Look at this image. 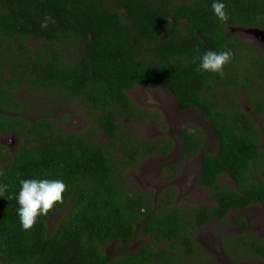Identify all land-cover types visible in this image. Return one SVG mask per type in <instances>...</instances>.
I'll list each match as a JSON object with an SVG mask.
<instances>
[{
    "label": "trees",
    "instance_id": "obj_1",
    "mask_svg": "<svg viewBox=\"0 0 264 264\" xmlns=\"http://www.w3.org/2000/svg\"><path fill=\"white\" fill-rule=\"evenodd\" d=\"M224 2L229 19L222 23L212 0H0V136L19 140L14 153L0 145V184L8 186L0 196V264H191L195 228L232 209L264 208V52L228 31L264 29V0ZM28 39L42 44L33 50ZM67 46L81 49L76 60L63 55ZM229 49L223 76L198 70L206 51ZM137 85L164 87L181 109L199 111L218 149L211 151L192 124L175 139H146L126 128L151 119L165 125L160 111L134 103L127 91ZM21 88L29 99L15 96ZM54 90L91 112L87 131L65 129L46 111L54 99L44 93ZM175 142L183 157L200 152L198 184L210 188L216 204L182 208L162 203L161 195L156 204L130 184L131 167L166 155ZM223 173L238 190L217 183ZM21 178L67 185L63 202L30 230L18 216ZM139 232L156 243L107 254L109 245L127 244ZM248 252L264 261V239Z\"/></svg>",
    "mask_w": 264,
    "mask_h": 264
},
{
    "label": "rangeland",
    "instance_id": "obj_2",
    "mask_svg": "<svg viewBox=\"0 0 264 264\" xmlns=\"http://www.w3.org/2000/svg\"><path fill=\"white\" fill-rule=\"evenodd\" d=\"M229 33L237 35L244 39H247L249 42L259 46L263 52L264 47L259 43L255 37L247 34L242 27H229ZM42 44V41L29 40L28 45L33 49ZM73 52V54H72ZM81 52V49L74 50L73 47L67 46L63 48V55L68 60H76ZM134 103L140 107H145L146 109H151L152 111H160L163 115L165 125L157 122L154 119L148 120L146 122H137L133 124L127 122L126 128L137 132L141 137L143 136L146 139H152L154 137L168 136L176 137L179 130L188 124H192L194 127L200 129L204 134L207 135L209 140L212 142L214 140V135L212 130L206 120H204L197 110H183L181 109L177 102L175 101L173 94L168 91L166 88L161 86H143L137 85L134 88L127 91ZM48 98L54 99L48 102L47 112H53V115L56 119H60L63 122L62 127L72 130L76 133H83L87 131L92 125L91 112L87 108L81 107L79 100H63L61 96L58 97L57 91H51L44 93ZM15 96L19 99H29L31 96L26 88H21L15 92ZM151 99V102H149ZM245 107L252 112L248 104L244 103ZM256 118V115H254ZM259 123L260 119L258 118ZM260 125V124H259ZM262 130V125H260ZM13 136V137H12ZM16 137V136H15ZM14 135H8L3 138L5 144L8 145V141L13 139L15 143L9 147L11 151L17 150V139ZM97 140L105 142L106 139L102 134H98L96 137ZM261 145L264 150V134L261 140ZM216 146L214 143L212 147ZM215 151V150H213ZM178 159V152L176 149L173 151L171 158H148L145 159L138 166L131 169L129 172L130 184L135 189H144V190H156L163 186V176H162V167L170 164H176ZM200 156L194 155L186 161L178 162V171L179 174L177 179L172 182L169 187L176 189L179 192L177 196L178 204L185 207H192L202 202H208V197H206L205 190L200 189L197 185V174L200 171ZM223 178H225L223 176ZM227 182L228 186H233L229 180L222 179L220 181ZM232 215L227 219V221H221L220 223L215 222L217 232L221 237L226 238L229 236H234L236 234H241L247 232L253 234L254 238L264 239V208L259 204H254L252 207L243 210V211H234ZM240 215L248 216L249 225L247 230H242L241 226L232 222L233 218H237ZM59 214L54 213L50 219V231L52 232L55 229L56 224L59 220ZM241 222V221H239ZM208 234H205V231H201L198 235L199 243L204 242L202 245L205 248V251L211 254H215L218 258L217 253L220 252L214 246H212L210 239L207 237ZM237 236V235H236ZM146 237L140 235L138 238L139 241L145 240ZM208 246H207V245ZM116 247V244H115ZM117 250L113 247L111 252H116ZM240 252V253H237ZM245 252V253H244ZM230 256L224 258L220 255L217 260V264H264L263 260L258 259L254 254L248 252L247 248H244L240 251L229 252ZM207 264V263H205ZM210 264V263H208ZM212 264V262H211Z\"/></svg>",
    "mask_w": 264,
    "mask_h": 264
},
{
    "label": "flooded vegetation",
    "instance_id": "obj_3",
    "mask_svg": "<svg viewBox=\"0 0 264 264\" xmlns=\"http://www.w3.org/2000/svg\"><path fill=\"white\" fill-rule=\"evenodd\" d=\"M7 136H8L7 134H2L0 136V145L7 146V147L9 145V147H10V146L13 145L12 143H15V141L13 139H10L7 142L8 145L5 144L4 141H3V138L7 137ZM15 136L16 135L14 134V137ZM166 136H168V135L166 134ZM15 138L17 139V144H18L19 140H18L17 136ZM175 138L176 137H174V139ZM214 140H215V142L214 141H212V142L210 141L209 142V149L211 151H213V150L216 151V149H218V144H217V140L215 139V137H214ZM213 143L216 146L212 147ZM261 147H262V145H261ZM17 148H18V146H17ZM175 149H176V152H178L177 163L176 164L172 163L170 165H166V166L162 167V176H163V182H164L163 186L160 187V188H157L153 192H152V190H144V189H139V188L137 190L141 191V192H145V193L151 195V197H154L153 202H155L156 204H157V200L156 199H157L158 195H161V202L162 203H165L167 201V202H171L170 204H172V205H175V206H178V207L180 206V207L184 208L185 206H181L180 204L177 203L178 202L177 196L179 195V192L176 189H173V188L169 187L168 185H170L172 182H174L177 179V176L179 174V171H178V162L179 161H186L190 157H192L194 155H198V156H200V167H201L200 171H201L202 166H201V154H200V152H198L196 154H188L187 157H183L182 154H181V151H180L178 143L175 142V147L173 148V150L168 152L166 155H153L152 154V155L146 157L145 159H148V158H151V157H154V158H163V157L168 158L169 157V158H171L172 155H173V151ZM12 152L14 153L15 151H12ZM138 165H136V166H138ZM136 166L131 167L129 172L131 171V169H133ZM174 169H175L176 172L174 171ZM200 171L197 174L196 182H197V185L200 187V189L205 190L206 197H208V202H202L201 204L206 205L208 207H211L212 205L216 204V200H215V197L211 194L209 187L201 186V185L198 184V176L200 174ZM223 176L227 180H229L231 183H233V186H228L227 182H224V180L220 181L222 179H225V178H223ZM217 183H220L226 189L234 190V191L238 190V186H239V184L235 180L230 178L228 176V174H226V173L220 174L217 177ZM255 204H259V203H255ZM199 205L200 204H198L196 206H199ZM253 205H251V206H249L247 208L229 210V212L226 215V217H224V218H219V217L212 218L209 222L205 223L204 225H201V226L197 227V229L195 228L194 231H197L196 232V241H195V244H194L195 251L192 254L194 258L192 257V259L190 260L191 261L190 263L191 264H205V263H207V264L210 263L211 264V262H212V264H217V260L220 257V255L223 256L224 258H227L228 256H230L229 252L234 251V249H235V251H240V250H242L244 248L249 249L251 247V243L255 241V238H254L253 234H250V232H249V234L247 232H244V233H241V234H236L237 236L236 235L229 236V237H226V238L223 239V237H221L220 234L217 232L214 223L215 222L220 223L221 221H223V222L227 221V219L232 215L231 214L232 212H234V211H243V210H246V209L252 207ZM259 205H261V204H259ZM192 207H194V206H192ZM185 208H190V207H185ZM243 220L247 221V226H243L242 225ZM239 221H241V222H239ZM232 222L235 223V224L240 225L241 229L244 230V231L248 229L249 220H248V216H246V215H240L237 218H233ZM201 231H205L206 235L208 234L207 237L210 239L212 246H214L220 252V255H219V253H217L218 258H217V256L215 254H211V253H208L207 251H205V248L202 245L204 240H203L202 243H199L198 235H199V233ZM140 235L146 237L145 240L139 241L138 238L140 237ZM149 239H150L149 236H145V235H143L142 233L139 232L135 236V238L133 240H131L129 243H127V244H123V243L119 244L117 241H115L113 244L109 245L107 247V249H108L107 250V254L110 255V256H113L112 254H117L118 253V255H119V254H122L123 252H127L129 254L134 253L142 245H146L148 243H150V244H155L156 243L155 240H153L151 242ZM115 244H116V247H115ZM113 247L117 250L116 252H111V249ZM159 248H161V245L158 246V249ZM156 264H167V262H166V260H164V261L156 263Z\"/></svg>",
    "mask_w": 264,
    "mask_h": 264
},
{
    "label": "clouds",
    "instance_id": "obj_4",
    "mask_svg": "<svg viewBox=\"0 0 264 264\" xmlns=\"http://www.w3.org/2000/svg\"><path fill=\"white\" fill-rule=\"evenodd\" d=\"M211 10L222 23L227 22L229 19L224 0H212ZM42 26L47 27V23H42ZM232 57L233 53L230 49L206 51L199 58L198 70L223 76L225 66L231 61ZM149 102H151V99H149ZM19 183L20 190L16 196L20 206L18 208V216L25 230H30L37 222L38 217L47 216L54 205L62 203L64 193L67 190V185L62 179L21 178ZM7 187V185L0 184V196L7 190Z\"/></svg>",
    "mask_w": 264,
    "mask_h": 264
},
{
    "label": "water",
    "instance_id": "obj_5",
    "mask_svg": "<svg viewBox=\"0 0 264 264\" xmlns=\"http://www.w3.org/2000/svg\"><path fill=\"white\" fill-rule=\"evenodd\" d=\"M243 30L250 34L251 36L255 37L256 40L262 44L264 47V29L258 28V27H242Z\"/></svg>",
    "mask_w": 264,
    "mask_h": 264
}]
</instances>
